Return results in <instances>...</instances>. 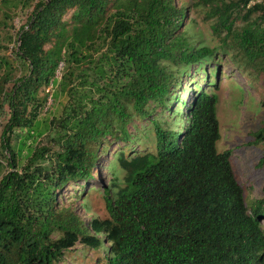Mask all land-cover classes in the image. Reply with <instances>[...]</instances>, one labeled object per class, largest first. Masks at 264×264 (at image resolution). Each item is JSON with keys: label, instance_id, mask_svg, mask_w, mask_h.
Returning <instances> with one entry per match:
<instances>
[{"label": "trees", "instance_id": "1", "mask_svg": "<svg viewBox=\"0 0 264 264\" xmlns=\"http://www.w3.org/2000/svg\"><path fill=\"white\" fill-rule=\"evenodd\" d=\"M12 1L0 0L5 19ZM196 1L217 47L183 30L188 10L177 0L34 5L17 51L0 57V128L7 107L10 116L0 141V264H57L78 244H108L103 264H264V195L250 213L230 152L218 151L217 92L198 87L180 109L183 76L192 68L217 80L219 51L264 84V0ZM59 96L67 103L46 124L47 145L20 167L18 131L44 135L41 113ZM137 121L153 127L156 153L119 152L124 183L114 197L103 191L109 217L86 223L59 205L64 188L94 178L112 141L131 146ZM254 136L264 143V123Z\"/></svg>", "mask_w": 264, "mask_h": 264}, {"label": "rangeland", "instance_id": "2", "mask_svg": "<svg viewBox=\"0 0 264 264\" xmlns=\"http://www.w3.org/2000/svg\"><path fill=\"white\" fill-rule=\"evenodd\" d=\"M38 1L13 0L9 5L4 6L12 18L5 19L4 15L0 13V23L3 20L8 23V25L1 24L0 26V57L8 58L17 51L18 33L23 26L27 25L33 7ZM177 4L188 10L183 30L187 31L189 37L197 45L217 47L221 44L220 39L212 33L210 20L206 19V10L199 6L196 0H177ZM231 53L225 54V52L219 51V56H216V63L220 65L217 80L215 75L210 76V80L203 78L205 74L202 77L196 76L192 68L189 73L183 76V87H188V90L184 91V88L181 90L185 104L181 105L180 109L182 112L186 111L198 87L209 88L211 92H217L221 131L218 151L220 153L230 152L236 178L244 188L246 202L251 213L255 203L264 195V143L257 144L254 136L264 123V84L261 74L255 69L239 67L231 57ZM108 55L107 52L104 54L105 57ZM209 66L212 68L214 62L207 66V75H209ZM64 70L65 66L62 65L57 73L59 80ZM194 77L195 79L192 81ZM211 80L216 81L219 89L207 86L208 81ZM48 91L55 95L57 88L53 85L48 88ZM66 103L65 96L49 98L48 105L40 116L42 130L45 131L46 124H49L50 120L61 115ZM8 111L9 107L2 119L0 141L2 128L10 117ZM136 126L137 128L133 125L129 127L135 136L131 146H124L121 145L123 143L112 141L101 155L100 165L97 173H94V178L86 184L80 182L64 188L61 197L58 198L59 205L73 206L75 212L86 223L94 218L107 219L109 217L103 191L110 189V194L114 197L119 190L118 186L124 183L125 171L121 170L117 158L119 152L124 150L126 155L156 153L153 127L147 121H137ZM17 135L20 136L16 139L17 150L21 151L19 166L23 167L29 151L38 146H46L49 139L46 131L42 136L34 134L31 137L27 132L19 130ZM23 142L24 145H22ZM84 186H86L84 189L81 188ZM262 227L264 228V221H262ZM107 248L108 244L101 250L78 244L72 250L67 251L65 258L57 264H97V261L99 264H103Z\"/></svg>", "mask_w": 264, "mask_h": 264}]
</instances>
